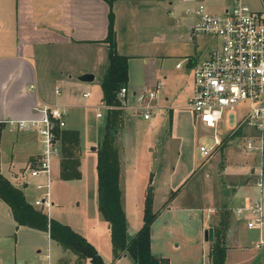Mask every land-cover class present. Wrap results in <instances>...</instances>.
I'll list each match as a JSON object with an SVG mask.
<instances>
[{"label": "crops", "instance_id": "obj_1", "mask_svg": "<svg viewBox=\"0 0 264 264\" xmlns=\"http://www.w3.org/2000/svg\"><path fill=\"white\" fill-rule=\"evenodd\" d=\"M194 2V0L113 1L111 7L114 10L113 25L116 31L117 50L127 55L129 60V79L126 84L129 104L123 108L122 130L126 134L128 129L136 130L139 119L144 118L142 114L134 111V93L154 86L159 79L162 80L157 92L156 109L159 108L161 115L168 112L170 119L168 120L172 123L169 136L177 139L178 155L181 153V156H184L183 160L189 163L187 166L185 161H183L184 165L183 162L181 164L179 161H174L168 179L164 181L167 187L165 199L171 190L177 189L171 200L175 199L177 193L186 190L185 187L189 183L188 176L198 166L197 178L201 183L199 200L195 204L187 205L198 208V205L208 200L206 206H200L205 223L203 226H211L214 230V225L222 222L225 224V245L227 239L232 240L226 245L224 264H264V242L256 245L260 236L264 237V225L261 229L250 227L247 225L249 214L244 210L236 211L237 207L247 206L261 199L264 213L263 169H256V165H252V162L246 163L248 161L244 163L230 161L229 159L233 158L230 150L226 154V163H223L219 169L215 170L213 160L208 162L211 155L215 154L212 152L221 145L224 146L222 142L228 136L223 138L222 135L228 129L238 128V126L231 127L234 121L226 125L227 130L224 133L221 135L217 133L220 142L207 155H203L199 149V144L203 142L194 144L188 133L191 129L193 134L195 118L199 120V126L213 130V134L216 132L211 126H206L195 111L188 108L187 102L182 103L188 101L194 89L191 70L193 58L205 56L212 46L205 49L196 38L202 35H193L191 32L192 17L186 12V8L192 6ZM230 2L231 0H205L206 5L216 11L224 10ZM247 2L253 9L264 11V0H247ZM108 12L109 4L106 0H0V174L20 187L26 200L37 209L40 208L33 203L39 195L36 183L43 182L45 177L31 175L28 166L33 159L31 163L35 162L40 151V143L39 145L37 143L39 135L34 129L11 128L5 125L3 120L34 116V106L38 103L62 105L67 110V116L71 109L78 110L79 118L82 116V123L79 126L69 124L66 119V127L78 129L80 133L82 147L80 171L83 172L85 155L86 163L91 160V164L94 165L97 156L95 146L99 139L90 147L95 151L92 154L88 148L89 138L86 135L84 137L82 131L84 132L87 125L88 109L93 107L96 112L98 104L102 101L100 77L104 69H101L97 82L92 80L96 70H100L108 62V46L104 40L108 30ZM178 40L187 42L181 45ZM216 42H218L217 38L214 44ZM202 52L203 55L199 56ZM174 56H176L175 66L182 69L169 75L171 70L167 59H172ZM178 62L181 63L177 64ZM87 71L93 72V78L87 81L80 80L79 75ZM168 75L173 77L172 82L168 80ZM55 88H58L59 92H55ZM88 90V95H84L83 92ZM184 105L187 106L183 107ZM186 113L189 117L188 124H185ZM152 117L154 116L144 119H152ZM240 126L244 138L257 131L249 125ZM7 132L12 136L11 147L15 149V154H11V157L5 148L8 143L4 144ZM127 141L125 137L123 141L125 172L121 176V182L129 230L128 213L142 211L143 195L148 184L143 185L140 191L141 187L137 179L139 147L133 145L135 150L131 155ZM259 143L255 138L254 144L257 146L249 149H260L262 151L260 161L263 163L264 139L262 148L258 146ZM57 157L60 176V157L59 155ZM239 157L242 155L235 154V158ZM247 164L250 166L248 167ZM25 173L30 174L33 185L26 179ZM258 181L262 182L261 185L257 183ZM218 182L219 186H217ZM153 185L154 193L158 185L154 182ZM154 202L155 199L153 204ZM52 204L48 209L40 210L49 217L60 220L52 214L56 211V209L52 210L55 208L54 199ZM168 204L160 209L155 208L157 215ZM157 215L153 221L158 220ZM107 226L109 227V224ZM130 229L129 233H132L137 228ZM150 234L152 240L151 227ZM204 239L208 240L205 236ZM151 243L152 241L150 246ZM126 255L129 254L124 252L117 257ZM161 255L165 254L161 253ZM76 257L75 253L64 249L51 238L47 230L18 223L9 204L0 197V264H26L32 259L48 264H76L72 262ZM208 258L211 264L210 256Z\"/></svg>", "mask_w": 264, "mask_h": 264}, {"label": "rangeland", "instance_id": "obj_2", "mask_svg": "<svg viewBox=\"0 0 264 264\" xmlns=\"http://www.w3.org/2000/svg\"><path fill=\"white\" fill-rule=\"evenodd\" d=\"M202 36H196V38H198V41H200L201 45L203 44L205 49H208V47L213 45L217 38L212 34H205ZM177 42L182 45L187 41L178 40ZM203 53L204 52L200 53L199 56H202ZM175 59L176 56H174L172 59H167V64L171 70L169 75H173L174 72L182 69L181 67L179 68L175 66ZM104 68L105 66L101 67L100 70H96L95 77L92 82H97L100 77V72L102 71L101 69ZM169 75L168 80L172 82L173 77ZM185 81H188V79H185ZM186 102L187 101L182 103ZM157 104H159L158 101ZM243 105L244 103L240 104V106H237L239 114L241 112H245L246 110L245 108L243 111L240 110L242 109ZM186 106L187 105H184L183 107ZM123 108L124 106L122 109ZM156 110L157 111L155 115H152L154 116L152 119L140 118L138 124L136 125V130L128 129L126 134L122 130L123 124L119 128V132L116 136V143L118 147H120V159L121 163H123L121 164L123 165L122 176L125 172L123 141L126 137L128 139L127 144L131 151V155H133L135 150L134 148L136 146L139 147V157L137 161L139 170L137 179L141 187L140 191H142L143 185L148 184L152 180L158 185L154 192L155 194L153 193V197L155 199L153 209L155 210V208L158 207L160 209L162 206L169 203L168 206L163 208L159 215H157L158 220H155L151 223V251L158 255L164 253L169 257V260L174 263L188 262L191 264H209L208 249L209 243H211V241L204 239V229L206 226H203L205 223L202 219V211L200 210V206H206V204L209 202L208 200H205L202 205L197 206L199 209L195 208L194 206L187 205L188 203L195 204L199 200L198 194L201 191V183L198 180L199 178H197V171L199 167L196 166L194 172L188 176L187 180L189 183L188 186L185 187L186 190L177 193L175 199L170 200V202L167 201V199H165L167 187L164 181L168 179L167 176L169 171L172 170V166L175 164L174 161H179V163L182 164V162L185 160H183L184 156L182 157L181 153L178 155L177 139L170 138L169 136L171 134L172 123L169 121L170 119L168 112H166L164 115H161L162 112L159 110V108ZM88 111L89 117H87L88 119L86 120L87 125L84 129V132L82 131V133L84 137L85 135L88 136V148L89 151L94 154L95 151H93L90 147L96 144L98 139L102 138L103 131L101 130L103 118L100 117H103L105 111H103V115L100 117L94 113L95 110L93 107H90ZM79 116L80 114L78 110L71 109L70 114L66 119H68L67 121L69 124H77L79 126L82 123V116L80 118ZM225 117L226 120H222L216 127L218 128V132L217 130L216 132L220 135L227 130V124L233 123L234 112L229 111ZM188 122L189 117L187 114L185 124H188ZM198 122L199 120L195 118L193 134L191 129L188 131L190 137H192V141L194 144H197L201 141L206 145H210L213 139V130L202 128L199 126ZM222 136L223 138L228 136L225 140H223L224 142H222L224 146L221 145L219 148L214 150L212 153L215 154H212L211 157L209 156L210 159L208 160V162H211L212 160L215 162V170L219 169L223 163H226V154L228 153V150H230V154H233V158L229 159L230 161L242 163L246 161H248L246 163L252 162V165H256V169H263L264 178V160L263 163L260 161V154L262 151L257 148L249 149L245 144V138L243 135L235 133L234 129H228V131H226V133ZM6 143H8L5 147L7 154L9 153V156L11 157V154H15V149L11 147L12 136H10V134L8 135V132L4 144ZM37 143L39 145V141H37ZM235 154H241L242 157L237 159L235 158ZM59 157L61 158V154H59ZM94 160V165L91 164V160L86 163L85 155L83 159V172H81V176L77 179L64 180L59 176L58 157L53 156L50 169V191L52 201L53 199L55 200V206H53L55 208L52 210L56 209V211H53L52 214L57 216L62 222L70 224L76 231L80 232L88 240L92 241L97 247L98 251L101 252L106 262H110L112 264H133L134 261L131 256L126 255L123 257H117L114 255V252H112L111 235L109 227L107 226L108 223L102 216L98 207L96 165L97 156ZM32 161H34V159ZM31 162L30 164H32ZM185 162H183V165ZM187 163L188 161L186 162V165L188 166L189 163ZM247 165L248 167L250 166L249 164ZM38 175L43 176V174ZM25 177L29 180V182H32L30 174L25 173ZM217 186H219V182ZM37 191L38 194L42 192V190L38 188ZM219 214L221 213L219 212ZM204 216L205 210L203 211V217ZM128 217L130 228L136 229L142 222V211L137 210L134 213L130 212L128 213ZM231 240V238L227 239L226 245L230 244ZM34 262L43 263L41 261H34L32 259V261H29V263L26 264H33ZM72 262L76 264H91L89 258L79 259L76 257V260H72Z\"/></svg>", "mask_w": 264, "mask_h": 264}, {"label": "built area", "instance_id": "obj_3", "mask_svg": "<svg viewBox=\"0 0 264 264\" xmlns=\"http://www.w3.org/2000/svg\"><path fill=\"white\" fill-rule=\"evenodd\" d=\"M194 4L186 8L191 14V32L193 35L212 34L218 38L203 57H194L192 76L194 89L188 98L187 105L199 116L208 127L217 130L218 124L226 120L229 111L235 115L234 124L249 125L257 131L245 138L249 148L257 146L255 138L262 148L264 139V11L255 10L247 0H231L224 10L216 11L209 8L205 0H194ZM178 62L177 64H180ZM162 80L149 88L140 89L134 93V111L150 118L156 109L157 92ZM55 92H59L55 88ZM84 91V95H88ZM127 86L122 85L117 92L121 107L127 103ZM244 103L238 115V107ZM112 104L103 100L98 104L96 114L103 115L106 108ZM35 115L22 119H4L5 125L17 129H34L39 135L40 151L35 162L28 166L31 175L43 174L45 180L36 183V188L42 192L33 203L40 209H48L52 204L50 194V169L53 156L60 154L56 140L57 128L66 127L67 110L62 105L38 103L34 106ZM220 142L217 132L213 134V143L199 144L203 155L211 152ZM261 185V181L257 182ZM246 211L249 214L247 225L262 228L264 213L262 200H255L247 206L237 207L236 211ZM264 242L261 235L256 245ZM33 264H48L34 262Z\"/></svg>", "mask_w": 264, "mask_h": 264}, {"label": "trees", "instance_id": "obj_4", "mask_svg": "<svg viewBox=\"0 0 264 264\" xmlns=\"http://www.w3.org/2000/svg\"><path fill=\"white\" fill-rule=\"evenodd\" d=\"M106 1L109 4V12L108 30L104 40L108 46V62L101 74L100 86L102 100L112 104V106L105 109L101 130L103 131L102 138L96 144L98 207L109 224L112 252L115 256L127 252L132 257L133 264H173L169 261L168 256H160L151 251L150 227L156 218L157 210L153 209L154 185L150 180L143 198L142 222L134 232L129 233L128 230L121 182L120 147L116 143V136L124 119L123 109L120 106L121 100L117 92L122 85L127 84L129 79V60L127 55L119 53L117 50L116 31L113 25L114 10L111 7L114 0ZM234 130L235 133L242 134L241 126ZM55 132L61 154L60 177L62 179L79 178L81 176L80 154L82 152L79 130L63 127L57 128ZM176 190L170 191L166 197L167 201L172 199ZM0 197L9 204L18 223L47 230L51 238L56 240L64 249H69L75 253L79 259L89 258L91 264H112L104 260L101 252L98 251L92 241H89L69 224L49 217L45 212L34 207L26 200L23 190L1 174ZM225 227L223 222L214 225V237L209 248L211 264H224L226 256Z\"/></svg>", "mask_w": 264, "mask_h": 264}, {"label": "water", "instance_id": "obj_5", "mask_svg": "<svg viewBox=\"0 0 264 264\" xmlns=\"http://www.w3.org/2000/svg\"><path fill=\"white\" fill-rule=\"evenodd\" d=\"M94 74L92 71H87V72H82L80 75H79V79L80 80H91L93 78ZM129 231H131V229L129 228ZM204 232H205V238L208 239V240H212L213 237H214V232H213V228L211 226H208L204 229Z\"/></svg>", "mask_w": 264, "mask_h": 264}]
</instances>
